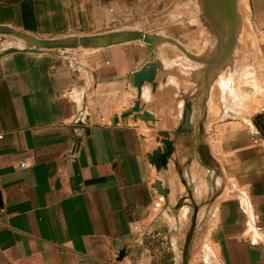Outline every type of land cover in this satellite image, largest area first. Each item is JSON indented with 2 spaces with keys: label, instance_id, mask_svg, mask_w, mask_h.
<instances>
[{
  "label": "crops",
  "instance_id": "0c3cea01",
  "mask_svg": "<svg viewBox=\"0 0 264 264\" xmlns=\"http://www.w3.org/2000/svg\"><path fill=\"white\" fill-rule=\"evenodd\" d=\"M98 3L0 0V26L38 39L109 32ZM241 9L245 42L260 52L264 104V0ZM8 39L0 36V264H264V107L244 116L242 102L224 98V66L208 72L192 57L193 66L174 67L169 48L151 56L140 42L76 62L3 55L22 49ZM149 61L160 66L140 106L154 123L130 115L112 125ZM162 133L173 151L158 171L149 156Z\"/></svg>",
  "mask_w": 264,
  "mask_h": 264
},
{
  "label": "rangeland",
  "instance_id": "374dc122",
  "mask_svg": "<svg viewBox=\"0 0 264 264\" xmlns=\"http://www.w3.org/2000/svg\"><path fill=\"white\" fill-rule=\"evenodd\" d=\"M204 1L207 13L218 17V14L221 13L223 8L221 4L216 0ZM197 2L198 0H99L97 6L101 23L102 20H104L103 7H105L104 9H107L109 12L111 28L109 32L136 29L143 33L160 35L169 39L170 42L162 44L158 47H161L164 50L169 48L170 54L172 53V48L170 46L172 40L169 37L174 36L179 39H183L182 28L185 26L188 28L187 21L190 23V28H192L195 20H197L198 15L200 14ZM241 2L242 0H236L239 29L236 33L230 56L224 65L222 80H219L220 82H218L220 87L228 86L229 88L227 94L224 95L225 99L237 98L239 102L244 104V106H239L240 109H238V111L245 116L254 115V112L263 108L264 104L262 102L263 90H260L262 87L261 75L259 76V71L262 68L261 59H259L260 52L256 43L254 44L252 41L250 45H247L245 42L244 37H246V31L242 28ZM213 9L214 11H209ZM173 31H176L180 37L173 35ZM102 33L107 32H101L100 34ZM8 38V40L14 42V46L20 48L24 47V43L18 39L13 37ZM197 48L198 47L196 46L191 47V49L196 53L202 51V49L198 51ZM245 48L255 51L253 53L250 51L251 58H248L244 52L242 56V51L245 50ZM88 51L89 50L78 49L59 54L69 56L70 58L72 56L73 62H76L75 60L78 55L84 54ZM177 56V60L180 62H186L187 66L194 65V61L191 56H186L183 53H178ZM226 72L228 73L225 75ZM252 73L256 74L255 78L251 77L250 74ZM230 86H232V90L234 87L236 90H240L241 88L240 93L237 91L235 92L236 94H240V96H233V91L231 93ZM255 115L257 116L259 114L255 113Z\"/></svg>",
  "mask_w": 264,
  "mask_h": 264
},
{
  "label": "water",
  "instance_id": "95a60500",
  "mask_svg": "<svg viewBox=\"0 0 264 264\" xmlns=\"http://www.w3.org/2000/svg\"><path fill=\"white\" fill-rule=\"evenodd\" d=\"M221 6L223 7L221 13L218 16L228 22V41L226 48H222L221 53L224 57H229L231 50L234 45L235 36L239 29V19L237 16L236 0H220ZM0 36H8L18 39L24 43L22 49L12 48L3 53L7 55L17 51H24L27 53H48L57 55L59 53H64L66 51L72 50H101L113 46H118L127 43L140 42L145 45L147 51L151 56H153V51L162 44H167L170 42L169 39L162 37L160 35H151L147 33L140 32V30L132 29L125 31H112L102 34L90 35V36H67L64 38L55 39H38L6 26H0ZM160 66L159 63H154L153 61L147 62L140 70L134 72L131 77L132 86L136 89V100L133 105L124 111L120 115H114L111 124L116 125L118 121L124 122L127 117L133 115L132 119L134 121L140 120L150 125L149 123H154V117L148 113L143 112L140 106V98L142 87L144 83L152 84L155 87L154 82L157 67ZM190 117V110L185 109L184 112V124L183 128L187 127L188 120ZM165 140L161 143L163 148L156 149L150 156V162L155 166L156 170H161L166 168L167 161L170 158L173 151V143L167 140L168 134H160ZM155 188L162 194L166 196L167 191L161 187L158 182L155 184ZM123 252H121L122 255Z\"/></svg>",
  "mask_w": 264,
  "mask_h": 264
},
{
  "label": "flooded vegetation",
  "instance_id": "af4514ba",
  "mask_svg": "<svg viewBox=\"0 0 264 264\" xmlns=\"http://www.w3.org/2000/svg\"><path fill=\"white\" fill-rule=\"evenodd\" d=\"M197 3L200 14L195 20V26L192 24L193 26L190 28V23L187 21L188 28L186 26L182 28L183 39L174 36L169 37L172 40L170 43L172 53L170 55L174 61V67L181 68L187 65L186 62L177 60V54L183 53L195 58L197 62H202L209 72L224 66L229 58H225L221 53L222 48H226L228 41V22L216 15L208 14L204 0H198ZM173 35L180 37L176 31H173ZM192 46H196L198 51L200 49L202 51L196 53L191 49ZM185 109L184 107V112Z\"/></svg>",
  "mask_w": 264,
  "mask_h": 264
},
{
  "label": "built area",
  "instance_id": "2783aa9c",
  "mask_svg": "<svg viewBox=\"0 0 264 264\" xmlns=\"http://www.w3.org/2000/svg\"><path fill=\"white\" fill-rule=\"evenodd\" d=\"M20 167H21V168H24V167H25V164H24V163H21V164H20Z\"/></svg>",
  "mask_w": 264,
  "mask_h": 264
},
{
  "label": "bare ground",
  "instance_id": "6f19581e",
  "mask_svg": "<svg viewBox=\"0 0 264 264\" xmlns=\"http://www.w3.org/2000/svg\"><path fill=\"white\" fill-rule=\"evenodd\" d=\"M217 2H219L220 3V0H216ZM221 4V3H220ZM209 11H214V9L213 10H209ZM211 13V12H210ZM218 18H219V16H218Z\"/></svg>",
  "mask_w": 264,
  "mask_h": 264
}]
</instances>
